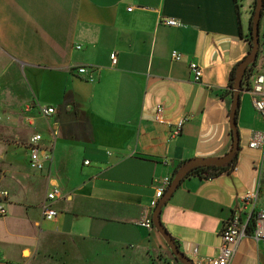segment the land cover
Here are the masks:
<instances>
[{
	"label": "crops",
	"instance_id": "1",
	"mask_svg": "<svg viewBox=\"0 0 264 264\" xmlns=\"http://www.w3.org/2000/svg\"><path fill=\"white\" fill-rule=\"evenodd\" d=\"M249 9L242 15L241 0H0V185L8 193L0 264H181L154 227L138 224L152 219L162 179L171 183L190 159L229 153L232 97L225 91L250 51L243 37ZM168 18L180 26L164 25ZM258 59L250 85L264 74ZM189 63L201 68L199 83ZM160 105L162 122L155 120ZM39 107L54 112L42 117ZM236 124L232 167L208 178L187 175L160 209L161 225L190 260L218 255L221 228L242 212L246 193L264 207L260 153L248 147L264 120L248 91ZM34 134L51 156L42 171L28 165ZM53 187L58 215L47 221L41 207ZM232 264H264V250L247 236Z\"/></svg>",
	"mask_w": 264,
	"mask_h": 264
},
{
	"label": "built area",
	"instance_id": "2",
	"mask_svg": "<svg viewBox=\"0 0 264 264\" xmlns=\"http://www.w3.org/2000/svg\"><path fill=\"white\" fill-rule=\"evenodd\" d=\"M132 8H128L127 11H131ZM162 23L169 27H179L180 23L172 18H168L162 21ZM171 59L175 61L181 60V54L177 51H172ZM111 64L116 63L115 53L110 55ZM188 69L193 77L194 82L199 83L202 78V70L196 63H189ZM78 75L86 76L89 81L93 78L91 74L88 73L86 67H78L76 69ZM252 100V105L258 115L264 120V74L255 75L250 90L248 91ZM162 106H158L155 113V120L162 122ZM39 114L42 117L50 116L54 110L50 107H39ZM187 121L186 118L180 119L173 131V135H177L181 132V128ZM41 136L34 134L30 137L28 141V165L33 171L43 170V161L51 160L50 154L45 152L41 153L39 148V142ZM248 147L250 149L258 150L260 157L256 163V170L259 175L264 171V132H255L251 136ZM170 184L169 178L162 179L160 186L155 190L154 199L151 201L150 206L155 207L159 199H161L165 193V190ZM60 196V190L53 187L46 194V201L41 207L42 216L45 220H54L58 213L51 206V204ZM8 197V193L0 185V217L6 214V209L4 206V201ZM256 193H246L241 197L242 201V212L236 211L234 214L224 222L221 231V245L219 248L218 255L213 259L208 260H192L193 264H232L233 256L236 252L239 242L247 237L251 236L256 242H258L264 250V207L256 209ZM244 214V219H241V214ZM140 227L150 229L153 227L152 219L145 217L143 221L138 224Z\"/></svg>",
	"mask_w": 264,
	"mask_h": 264
},
{
	"label": "water",
	"instance_id": "3",
	"mask_svg": "<svg viewBox=\"0 0 264 264\" xmlns=\"http://www.w3.org/2000/svg\"><path fill=\"white\" fill-rule=\"evenodd\" d=\"M263 9V0H255V6L251 18V28H252V42L250 44V51L244 57L242 61L239 62L234 80H233V95L229 110V124L232 133V147L223 158L217 160L210 159H190L186 161L176 172L173 180L168 186L164 196L158 201L153 213H152V223L153 227L161 235L165 243L170 249V252L175 257L177 261L181 264H193L192 260L186 257L180 250L177 243L169 235V233L163 228L160 222V209L170 198L173 191L178 187L181 181L188 175L191 169L197 166H215L222 167L228 165L233 161V158L237 155L239 151V132L236 124V113L239 106L240 94L242 92V75L246 67L254 61L259 52V22L261 17V11Z\"/></svg>",
	"mask_w": 264,
	"mask_h": 264
},
{
	"label": "trees",
	"instance_id": "4",
	"mask_svg": "<svg viewBox=\"0 0 264 264\" xmlns=\"http://www.w3.org/2000/svg\"><path fill=\"white\" fill-rule=\"evenodd\" d=\"M235 2H236V0H235ZM238 7L239 6L236 4L237 11H238ZM252 14H253V11L251 12V16H250V23H251ZM263 17H264V0H263V9L261 11V17H260V22H259V46L262 45V41H261L262 40L261 27H262ZM240 34H241V30H240ZM243 37L245 38V40L249 44H251V42H252V28H251V24L249 25V28H248L247 33ZM260 49H261V47H260ZM260 53H261V50H259L257 58L254 61H252L246 67V69H245V71H244V73L242 75V89H241L242 92L243 91H249L250 90V86L251 85H250V82H249L250 80L249 79L253 76V71H254V68L257 65V62H258V58L260 56ZM238 64H236L232 68V70L230 72V79H229V84H228V88L229 89L227 91H225V93L228 94V95H230L231 97L233 95V80H234V76H235V72H236V68H237ZM229 134L231 135V131L229 132ZM239 149H240V147H239ZM236 158H237V155L233 158V161L231 163H229L228 165L222 166V167H215V166H197V167H194L193 169L190 170V172L188 173V175L189 174H192V173H195V174H198L201 177L203 176L205 178L219 175L222 172H224L226 170H229L232 167V165H233L234 161L236 160Z\"/></svg>",
	"mask_w": 264,
	"mask_h": 264
},
{
	"label": "rangeland",
	"instance_id": "5",
	"mask_svg": "<svg viewBox=\"0 0 264 264\" xmlns=\"http://www.w3.org/2000/svg\"><path fill=\"white\" fill-rule=\"evenodd\" d=\"M247 3H248L249 8H250L249 9L250 13L254 10L255 0H241V12H242V15H245ZM261 33H262V40H261L262 41V45L259 46V50H261L259 58H260V64L262 66H264V17H263V20H262ZM260 47H261V49H260ZM262 73H264V72H262ZM187 257L189 259H191L189 256H187Z\"/></svg>",
	"mask_w": 264,
	"mask_h": 264
}]
</instances>
